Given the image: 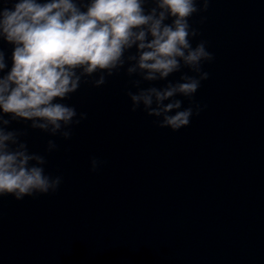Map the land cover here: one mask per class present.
Masks as SVG:
<instances>
[{"label":"clouds","instance_id":"clouds-1","mask_svg":"<svg viewBox=\"0 0 264 264\" xmlns=\"http://www.w3.org/2000/svg\"><path fill=\"white\" fill-rule=\"evenodd\" d=\"M209 3L3 0L0 40L11 45L12 52L9 67L0 48V198L22 201L59 189L63 177L46 172V155L29 151L21 139L25 132L8 129L13 121L31 122L33 130L70 140L73 127L87 119V113L60 101L69 99L82 83L99 88L123 69L128 77H139L130 81L136 91L127 92L131 111L142 106L147 116L157 118L154 123L160 128L187 127L202 107H183L176 97L191 100L209 78L203 66L215 56L191 22L194 16L204 22L202 14ZM185 68L193 75L185 72L164 87H141L144 82L167 81ZM97 73V78L89 80ZM57 148L55 140H49L45 153ZM104 163L92 157L90 170L96 172Z\"/></svg>","mask_w":264,"mask_h":264},{"label":"water","instance_id":"water-1","mask_svg":"<svg viewBox=\"0 0 264 264\" xmlns=\"http://www.w3.org/2000/svg\"><path fill=\"white\" fill-rule=\"evenodd\" d=\"M25 132L55 193L0 198V264H264V188L158 174Z\"/></svg>","mask_w":264,"mask_h":264}]
</instances>
